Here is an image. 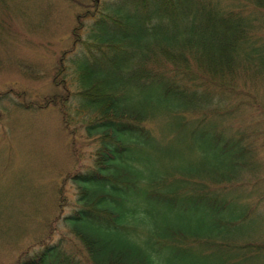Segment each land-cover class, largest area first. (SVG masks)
<instances>
[{"label":"trees","instance_id":"16d2710c","mask_svg":"<svg viewBox=\"0 0 264 264\" xmlns=\"http://www.w3.org/2000/svg\"><path fill=\"white\" fill-rule=\"evenodd\" d=\"M63 1L77 10L52 89L0 91V114L56 108L78 163L12 264H264V226L244 228L256 212L238 192L262 164L264 0ZM46 8L0 0V47ZM240 111L261 115L250 134L220 127Z\"/></svg>","mask_w":264,"mask_h":264},{"label":"rangeland","instance_id":"374dc122","mask_svg":"<svg viewBox=\"0 0 264 264\" xmlns=\"http://www.w3.org/2000/svg\"><path fill=\"white\" fill-rule=\"evenodd\" d=\"M70 4L63 0H47V8L42 14L39 11L32 16V22L38 21L39 26L31 32L30 27L27 29L18 23L16 30L20 36L13 43L0 47V91L14 87L37 95L52 89V69L66 47L77 10ZM10 55L30 61L32 65L36 63V72L40 71L42 76L35 79L24 76L11 63ZM259 98L258 104L264 107V93H260ZM2 110L6 112L0 114V264H12L25 248L38 247L33 238L44 231L45 223L55 213V184L77 168L78 162L70 153L69 136L56 108L32 112L7 106ZM245 115H249L246 120ZM252 116L251 112L240 111L239 116L226 124L221 123L220 127H232L235 131L243 129V133L250 134L249 123L261 120L259 112L256 116L259 119L252 120ZM257 143V158L262 164L245 176L244 180H249L248 187L240 185L242 189L238 191L251 196L248 201L256 212L246 221L244 228L259 223L260 227L264 226V146H260L259 141ZM89 148L84 147L86 151L82 153V159L86 160ZM174 149L173 146L169 148L170 151ZM63 187L66 198L71 199L74 185L66 181ZM58 226L59 231H65L64 226ZM66 234L72 237L71 233ZM192 253L197 256L199 249L194 248Z\"/></svg>","mask_w":264,"mask_h":264}]
</instances>
